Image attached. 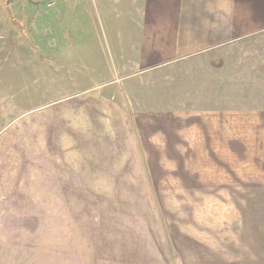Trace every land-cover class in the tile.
Returning <instances> with one entry per match:
<instances>
[{"label":"rangeland","instance_id":"rangeland-1","mask_svg":"<svg viewBox=\"0 0 264 264\" xmlns=\"http://www.w3.org/2000/svg\"><path fill=\"white\" fill-rule=\"evenodd\" d=\"M39 14L0 0V264H264V33L219 61L223 96L148 113L146 78L83 79Z\"/></svg>","mask_w":264,"mask_h":264},{"label":"crops","instance_id":"crops-1","mask_svg":"<svg viewBox=\"0 0 264 264\" xmlns=\"http://www.w3.org/2000/svg\"><path fill=\"white\" fill-rule=\"evenodd\" d=\"M5 4L12 16L39 10L35 24L49 25L55 43L66 16L71 42L84 50V55L74 57L75 63L85 66L83 79L121 80L112 94L117 97L125 91L132 96L138 88L133 80L146 78L141 89L147 86L152 96L160 98L149 101L148 113L188 111V98L203 97L199 89L204 87L216 86L215 95L223 96L219 86L230 78L221 74L219 61L229 58V49L241 39L264 33V0H9L8 4L5 0ZM199 62L205 63L208 74ZM105 94L111 93L96 97ZM114 106L110 113L122 126L123 109ZM83 127L93 125L85 121Z\"/></svg>","mask_w":264,"mask_h":264}]
</instances>
